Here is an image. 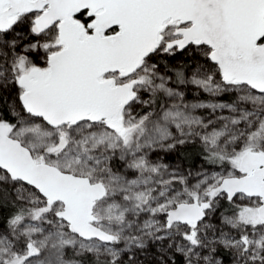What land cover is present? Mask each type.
Listing matches in <instances>:
<instances>
[{
    "label": "rangeland",
    "instance_id": "obj_1",
    "mask_svg": "<svg viewBox=\"0 0 264 264\" xmlns=\"http://www.w3.org/2000/svg\"><path fill=\"white\" fill-rule=\"evenodd\" d=\"M35 17V13L18 15L12 27L0 30V87L19 115L15 124H8L11 134L30 148L36 161L106 185V196L94 206L93 224L112 234L113 241L88 240L73 233L57 216L62 202L49 203L34 187L0 168L1 181L23 201L43 209L40 221L21 223L22 247L0 228V264H86L73 259L75 253H90L111 264H170L177 254L185 264H264L261 198L236 195L233 200L240 209L232 214H224L216 205L226 198L219 188L221 181L242 174L241 156L247 151L264 153V92L246 84L225 86L209 47L196 43L175 59L176 65L186 57L194 60L185 85H176L153 56L127 78L117 72L105 75L117 84L131 83L136 94L122 112L121 130L102 121L54 127L31 114L21 99V76L47 68L49 55L63 47L58 24H54L57 37L49 40V28L41 31ZM178 27L167 23L155 56L180 51ZM158 93L163 94L162 106L157 105ZM228 93H236L237 101H226L223 96ZM199 138L231 141L238 155L228 166L201 162L188 168L176 158L177 149ZM115 160L118 169L112 166ZM195 201L210 203L202 221L167 223L169 209ZM218 246L233 251V258L227 261L217 255Z\"/></svg>",
    "mask_w": 264,
    "mask_h": 264
},
{
    "label": "water",
    "instance_id": "obj_2",
    "mask_svg": "<svg viewBox=\"0 0 264 264\" xmlns=\"http://www.w3.org/2000/svg\"><path fill=\"white\" fill-rule=\"evenodd\" d=\"M92 17L87 32L76 17ZM35 13V24L47 30L58 24L61 49L49 55L47 68H34L19 80L26 109L54 127L82 121L104 122L122 129V112L136 97L129 82L117 84L105 75L129 77L159 46L168 22L178 23L179 49L209 47L224 83L246 84L264 92V0H0V30L18 15ZM116 31L107 33L109 30ZM0 168L34 187L51 204L62 202L57 216L84 239L111 243L113 235L99 226L94 206L107 194L102 182L36 161L30 148L0 124ZM241 175L225 177L219 188L226 197H260L264 221V153L247 151ZM209 201L181 202L167 211L169 225L199 223Z\"/></svg>",
    "mask_w": 264,
    "mask_h": 264
},
{
    "label": "trees",
    "instance_id": "obj_3",
    "mask_svg": "<svg viewBox=\"0 0 264 264\" xmlns=\"http://www.w3.org/2000/svg\"><path fill=\"white\" fill-rule=\"evenodd\" d=\"M84 24H89L92 20L91 16H88V12L82 11L76 15ZM116 29L109 30L108 32H114ZM30 37L35 39L37 36L31 34ZM57 37V28L55 25L49 28L48 39H54ZM205 49L207 46L203 44ZM208 51V50H207ZM156 52V51H155ZM154 52V53H155ZM152 53L149 56H153L155 63L164 66L173 75L174 83L176 85H185L186 77L189 69L194 64V60L191 57H186L181 64L175 63L177 56H182L186 53L184 50L178 52H170L168 54H155ZM225 86H231L233 83H225ZM228 102L237 101L236 93H228L223 96ZM157 105L163 103V94L158 93L156 95ZM0 115L1 120L7 124H15L19 115L14 113L9 104V97L6 91L0 87ZM238 150L233 146V142L224 143L219 141H205L201 138L191 140L186 144L178 147L176 152V158L180 159L183 164L192 168L199 163H203L208 166L224 167L228 166L232 160L238 155ZM112 166L114 169H118L119 166L116 164V160L113 161ZM219 209L224 214H232L238 212L240 206L235 203L233 199L223 198L218 203ZM43 214V209L38 206L30 205L20 199L13 190V187L9 184L0 180V228H5L9 231L12 239L18 247H22L24 241L22 240L23 235L20 232V225L24 221H40ZM215 253L223 259L229 261L233 258V251L230 249L218 246L215 249ZM73 259H77L85 262L86 264H111L107 260H103L99 257H95L90 253H75L72 256ZM170 264H185V260L180 255H175L174 261Z\"/></svg>",
    "mask_w": 264,
    "mask_h": 264
}]
</instances>
